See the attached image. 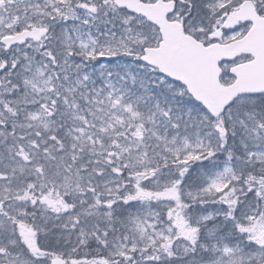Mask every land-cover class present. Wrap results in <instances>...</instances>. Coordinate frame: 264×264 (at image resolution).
<instances>
[{
  "label": "snow or ice",
  "instance_id": "1",
  "mask_svg": "<svg viewBox=\"0 0 264 264\" xmlns=\"http://www.w3.org/2000/svg\"><path fill=\"white\" fill-rule=\"evenodd\" d=\"M0 264H264V0H0Z\"/></svg>",
  "mask_w": 264,
  "mask_h": 264
}]
</instances>
